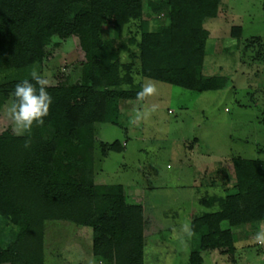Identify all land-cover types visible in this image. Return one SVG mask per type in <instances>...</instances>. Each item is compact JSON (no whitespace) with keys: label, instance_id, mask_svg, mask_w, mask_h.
Returning <instances> with one entry per match:
<instances>
[{"label":"trees","instance_id":"obj_1","mask_svg":"<svg viewBox=\"0 0 264 264\" xmlns=\"http://www.w3.org/2000/svg\"><path fill=\"white\" fill-rule=\"evenodd\" d=\"M220 2L0 0V107L33 67L43 74L63 41L76 38L81 57L76 80L66 75L47 86L52 104L44 125H33L30 147L27 136L0 133V264H45L47 221L91 229L100 264L159 263L145 236L144 204L128 200L123 185L94 181L95 126H120V102L139 100L134 74L199 93L226 89L228 78L203 74V23L218 16ZM241 33L231 28L233 37ZM98 148L104 158L124 144ZM232 165V188L197 196L208 211L189 222L187 264H202L206 251L234 256L233 229L264 222V161L238 158Z\"/></svg>","mask_w":264,"mask_h":264},{"label":"rangeland","instance_id":"obj_2","mask_svg":"<svg viewBox=\"0 0 264 264\" xmlns=\"http://www.w3.org/2000/svg\"><path fill=\"white\" fill-rule=\"evenodd\" d=\"M235 26L242 28L239 38L231 34ZM203 28L209 33L203 74L228 78L226 89L199 93L134 74L136 84L153 82L156 94L121 101L120 126H95L94 181L123 185L128 200L144 204L145 236L159 254L158 264H187L192 236L183 226L208 211L197 196L233 187V159L264 161V0H221L218 16L205 20ZM103 36L112 37L111 30L104 28ZM80 60L78 40L63 41L43 72L48 86L66 75L76 80ZM10 103L0 107V133L12 131L6 117ZM153 105L156 111L131 123ZM114 141L124 151L101 158L98 143ZM262 225L233 229L234 256L206 251L202 264H264V246L253 239ZM44 228L45 264H100L92 256L91 229L61 221H47Z\"/></svg>","mask_w":264,"mask_h":264},{"label":"clouds","instance_id":"obj_3","mask_svg":"<svg viewBox=\"0 0 264 264\" xmlns=\"http://www.w3.org/2000/svg\"><path fill=\"white\" fill-rule=\"evenodd\" d=\"M31 79H23L15 85L11 93L12 100L7 106L6 117L11 124L12 132L16 136H27L24 147L31 145V131L33 125L43 126L44 118L48 116L52 97L47 91L49 79L47 75L41 74L33 67L29 73ZM157 92L156 85L150 80L141 84V89L137 93V99L143 101L146 97L153 96ZM156 105L144 106L142 111H138L131 123L136 125L142 119L147 118L156 111ZM183 229L188 234H192L189 225H184ZM254 241L264 246V225L254 235Z\"/></svg>","mask_w":264,"mask_h":264}]
</instances>
